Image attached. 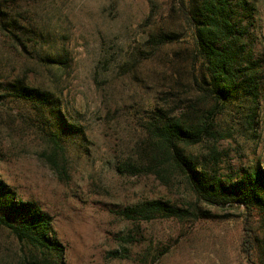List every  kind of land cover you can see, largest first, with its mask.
<instances>
[{
	"label": "rangeland",
	"instance_id": "rangeland-1",
	"mask_svg": "<svg viewBox=\"0 0 264 264\" xmlns=\"http://www.w3.org/2000/svg\"><path fill=\"white\" fill-rule=\"evenodd\" d=\"M250 1L257 9L251 48L263 77L253 128L246 123L251 106L246 97L215 114L214 123L225 135L215 143L224 179L234 180L256 163L264 166V0ZM176 2L16 0L13 15L23 25L50 33L52 44L64 47L67 60L59 69L40 60V33L25 51L0 32V178L16 197L36 202L52 218L65 246L62 264H260L258 259L250 263L241 251L242 207L198 203L213 216L182 220L133 221L121 214L145 200H167L180 208H191L195 201L177 171L163 181L140 168L134 173L122 168L143 165L138 149L153 106L171 115H200L213 105L192 84L200 63L195 64L191 41H162L163 34L183 35ZM17 77L51 91L63 119L82 132L63 133L66 177L60 178L42 156L49 149L46 119L7 90ZM211 146L204 139L186 151L200 157ZM252 222L262 239L257 212ZM27 255V247L0 227V264H25Z\"/></svg>",
	"mask_w": 264,
	"mask_h": 264
},
{
	"label": "trees",
	"instance_id": "trees-1",
	"mask_svg": "<svg viewBox=\"0 0 264 264\" xmlns=\"http://www.w3.org/2000/svg\"><path fill=\"white\" fill-rule=\"evenodd\" d=\"M15 1L4 4L0 0L1 34L26 51L29 42L40 33V39H37L41 49H38L41 51L40 60L49 69L61 68L67 60L64 47H55L50 33L23 25L13 15ZM175 5L183 35L163 34L162 41L180 38L191 41L195 64L200 63L198 74L192 76V84L200 91L201 98H210L213 105L200 115L192 111L171 115L166 108L153 106L145 125L146 138L138 149L146 164L143 162L136 167L126 163L122 168L129 173L140 168V171L153 173L163 181L177 171L184 176L195 201L191 208H180L167 200H145L126 207L121 214L133 221L156 218L182 220L193 216H213L209 210L199 208L198 203L222 208L242 207L241 251L250 263L258 259L260 264H264V237L259 239L255 235L257 229L252 222L253 212H257L264 225V166L256 163L244 169L234 180L230 175L227 179L222 178L218 173L220 153L215 143L225 135L214 123L219 107L246 97L251 102L246 123L253 128L263 77L261 65L253 58L250 41L257 12L255 3L250 0H177ZM7 90L13 97L32 104L40 117L46 119L45 136L49 149L44 150L42 156L60 178L66 177L69 159L63 133L79 135L81 130L63 119L57 98L53 99L54 95L48 89L30 85L24 78L17 77L8 82ZM204 139L212 142L207 155L193 157L186 151L187 146L201 143ZM0 227L27 247L25 264H62L65 246L57 238L52 218L36 202L16 197L1 178ZM113 254L114 257L119 256L116 252Z\"/></svg>",
	"mask_w": 264,
	"mask_h": 264
}]
</instances>
